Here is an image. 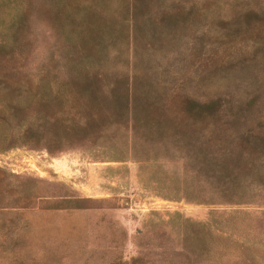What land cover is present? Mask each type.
Returning a JSON list of instances; mask_svg holds the SVG:
<instances>
[{"label": "rangeland", "instance_id": "1", "mask_svg": "<svg viewBox=\"0 0 264 264\" xmlns=\"http://www.w3.org/2000/svg\"><path fill=\"white\" fill-rule=\"evenodd\" d=\"M4 66L0 109L23 106L22 119L37 107L39 116L37 143L0 135V264H127L137 253L148 264L155 246L176 245L184 231L166 221L175 213L208 229L186 241L197 259L264 264V156L256 171L262 179L242 202L176 197L152 182L160 170L139 169L133 157L156 154L170 173L181 163L163 154L190 152L189 144L211 134V123L192 135L151 126L144 145L101 117L90 123L93 135L61 122L74 94L83 108L87 99L98 102L94 82L77 88L83 67H94L106 80L125 74L139 96L221 97L238 112L230 130L264 134V0H0ZM100 104L112 110L108 98ZM9 119L5 132L16 127Z\"/></svg>", "mask_w": 264, "mask_h": 264}, {"label": "trees", "instance_id": "2", "mask_svg": "<svg viewBox=\"0 0 264 264\" xmlns=\"http://www.w3.org/2000/svg\"><path fill=\"white\" fill-rule=\"evenodd\" d=\"M82 73L85 82H81L77 88L80 89L83 83L85 87H89L94 82L93 88L100 91L99 100L97 102L96 99H87L84 101L86 103L83 108V99L78 95L79 93L74 94L75 102L71 106L70 117L69 119L63 118L61 121L64 126L70 129H85L87 135H93L88 130L90 123L101 117L105 122L119 123L125 126V135L128 141L132 135L136 134L137 136L134 135V137H138L140 142L143 141L145 145L147 142L145 135L148 133V129L152 128L151 126L163 127L170 124L177 127L180 132L182 129L179 127H182L184 129L182 134L192 135L194 132L197 134L209 123L213 125L211 134L207 135L208 138L204 142L189 144L190 152L179 153L176 156L163 154L162 157H166V160L170 159L174 163H181V168L177 167L170 173L162 171L165 168V164L162 162L163 158H159L156 154L133 157V160L138 163L139 169L149 165L160 170L159 174L152 177V182L157 183L165 194L210 202L224 200L239 203L244 201L243 196L246 194L248 186L253 182L261 181L262 177H257L256 171L258 170L257 162L264 156V151L259 146L264 134L251 128L230 130V126L235 127L239 121L238 112L235 111V107L222 106L221 97L217 96L198 102L185 96H171L168 99L159 95L144 94V96H139L133 89V81H130L125 74H114L106 80L109 75L99 68L83 67ZM0 74L9 75L8 68L5 66L0 68ZM104 98H108L114 111L104 110L100 104ZM9 102L11 103L12 100ZM7 109L5 111L0 109L1 139L8 134L12 141L25 142L27 139L31 141V137L35 136L32 141L37 143L39 108H33L34 117L28 115L22 119L19 118L22 117L20 112L24 110L23 106L16 105V109L10 113L7 112ZM56 115L57 112L54 118ZM43 116L45 119L53 117L50 112L48 114L44 112ZM9 117L15 120L16 127H9V130L5 132L4 126L9 125L11 121ZM58 117L60 118V116ZM5 118L7 123H4ZM25 121H28L25 130L19 132L21 125H26ZM200 135L206 136L205 131ZM126 148L130 152V148ZM117 160H125V158L122 156ZM242 171H252L255 176L250 178L249 174V178H243ZM245 172L243 173L245 174ZM174 216V219L166 221L176 223L177 227L183 226L184 231L181 235L176 234L178 236L177 244L155 246L154 249L159 247L160 250L154 253L155 260H148V264H208L206 258H201V260L196 258L198 254L194 246L190 247L186 244L188 238H197L208 234L204 223L189 220L177 213ZM188 226L192 227L188 229ZM127 264L146 263L142 254L137 253L131 257Z\"/></svg>", "mask_w": 264, "mask_h": 264}]
</instances>
